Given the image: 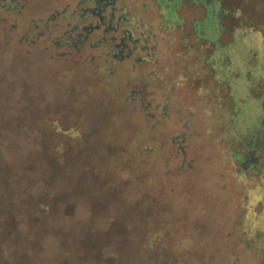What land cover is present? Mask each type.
<instances>
[{"label":"rangeland","instance_id":"obj_1","mask_svg":"<svg viewBox=\"0 0 264 264\" xmlns=\"http://www.w3.org/2000/svg\"><path fill=\"white\" fill-rule=\"evenodd\" d=\"M114 1L145 50L37 97L30 85L97 62L57 65L23 27L93 1L4 2L0 111L35 113L0 138V264H261L240 222L264 190V0Z\"/></svg>","mask_w":264,"mask_h":264},{"label":"trees","instance_id":"obj_2","mask_svg":"<svg viewBox=\"0 0 264 264\" xmlns=\"http://www.w3.org/2000/svg\"><path fill=\"white\" fill-rule=\"evenodd\" d=\"M10 3V7L16 6L17 0H7ZM4 2L6 0H0V12L6 11V8H4ZM84 8L76 5L74 9H72L70 12L66 14L65 11H61L60 13H52L48 15V17H44L43 20H41L40 25L38 20L32 21L31 23H26L23 29L25 30H31L33 29L36 31L35 34H32V37L34 40L30 41L29 45L31 48H33L36 43L38 42L36 39L42 40L41 42L44 45L40 47V51H43V53L48 58H57L55 60V64L58 65L59 58H62L66 63L68 64V67H75L78 68L79 66H90L94 61L97 63L94 64L91 67H87L85 71H87L85 74L82 70L81 77L78 76L76 73L63 71V73H60V78H57L56 76L52 77L51 82H44L40 81V85L38 87H35L34 85H30L31 92L28 95H35L38 96V91L41 90L46 84V89H48V93L57 92L58 89H54L53 87L56 85L53 83V79L57 81L63 82L64 86L63 88L71 89V86L74 85V78H78L77 80H83V81H90L92 77L99 76V79L102 80V78L107 77L111 74V65L113 61H121L123 58L127 57L129 53L124 52L122 46L119 44V41L116 37V23L119 24V27L122 28V30L126 31L128 34V31L130 35L134 32L133 29L130 27V25H135L137 27L142 28L143 25L136 22L135 18L128 17V15H124V18L122 21L115 22V17L105 15L103 12H98L96 10V13L93 15L85 10ZM63 14L62 20L63 28H58L60 25L56 24L58 22V19L61 17L59 15ZM168 17V16H167ZM92 19L93 21H90ZM133 20V21H132ZM2 20L0 19V22ZM141 25V26H140ZM146 27V26H145ZM54 28V29H53ZM51 29L55 30L56 33L51 34ZM143 31V30H142ZM140 31V32H142ZM50 33V36L48 34ZM48 36V41H46V37ZM26 37V36H24ZM142 37V39H140ZM93 38V41L91 39ZM149 38V37H148ZM147 37L141 35H131L126 36V41H129L131 43L134 42H140V45H143V49L145 50L146 44H147ZM26 39V38H22ZM20 43V42H18ZM17 43V45H19ZM22 43V41H21ZM20 46V45H19ZM29 47V48H30ZM30 50V49H29ZM33 50V49H32ZM120 50V51H119ZM31 52V50H30ZM145 55L140 56L136 55L134 57L135 63H146L148 61L152 60V55L150 53H144ZM30 60L32 61L30 63V66L39 68L40 71L42 70V64L38 63L36 60L40 52L34 51V53H30ZM33 63V64H32ZM214 69L217 68L216 64H214ZM37 69V70H39ZM218 69V68H217ZM60 68H56L55 71L58 72ZM72 73V74H71ZM224 75H228V73H225ZM224 75L219 72L216 73V77H218L220 80H225ZM41 76V75H40ZM228 77V76H227ZM82 78V79H81ZM231 79V78H230ZM238 79V78H236ZM230 86V84H229ZM56 87V86H55ZM230 89L232 90L231 86ZM233 91V90H232ZM151 106V103H150ZM160 104H157L154 106V112L159 109ZM168 102L166 101L162 107H161V113L160 117L163 118L165 116L166 110H167ZM149 107V103H147L146 107H143V110H147ZM35 111H0V138L2 136H6L8 132V128L12 126L16 121L21 119V117L27 113ZM154 112H147L148 119H151L154 121L152 127L156 126L159 122V119L156 118V115ZM259 116V115H258ZM240 122L243 123L244 118L239 119ZM252 126V125H251ZM250 127H245L243 130H241L242 134L245 132H248ZM46 181V177L43 179ZM263 185H259L257 188L252 189L250 191H257L259 190ZM257 189V190H256ZM264 190L261 189L257 191L254 194L253 198H250V196H247V199L251 203V207L247 206L246 209L242 210L241 212V225L244 227L242 228V235H244L246 238L243 239L244 244L246 247H250L253 243L254 250L256 253L259 254V261L261 264H264ZM259 206V210H255L256 206ZM263 207V209H261ZM248 238H252V243L248 241ZM248 241V242H247Z\"/></svg>","mask_w":264,"mask_h":264},{"label":"flooded vegetation","instance_id":"obj_3","mask_svg":"<svg viewBox=\"0 0 264 264\" xmlns=\"http://www.w3.org/2000/svg\"><path fill=\"white\" fill-rule=\"evenodd\" d=\"M93 1V7H87V8H84L83 10L86 9L87 12L91 13V14H95L96 13V10H98V12H103L105 14V12L107 10H110L108 14H105V15H108V16H111L112 17H115L114 16V12H115V9L116 10H121L123 8V6H118V8L116 7L115 8V5H114V0H92ZM164 5V4H163ZM163 5H160V9L165 13V14H168L167 10L163 8ZM124 18V15L120 14L118 15V17L115 18V22H118V21H122V19ZM116 27V37L119 41V44L122 46L123 48V51L127 48V51L129 53V55L131 54V52L133 50H135L136 48V44L138 42H134V43H131L129 41H126V36H131L132 34H136L135 33V30L133 29L134 33H132L130 35L129 31H128V34L126 33V31L122 30V28L119 27V24L116 23L115 25ZM142 50L143 49V46H141ZM120 51V50H119ZM215 65H213V68H214ZM216 74V73H214Z\"/></svg>","mask_w":264,"mask_h":264},{"label":"crops","instance_id":"obj_4","mask_svg":"<svg viewBox=\"0 0 264 264\" xmlns=\"http://www.w3.org/2000/svg\"><path fill=\"white\" fill-rule=\"evenodd\" d=\"M162 5V4H161ZM163 20L165 21V22H168V21H170L169 19H168V17L166 16L165 18H163ZM164 23V22H163Z\"/></svg>","mask_w":264,"mask_h":264}]
</instances>
